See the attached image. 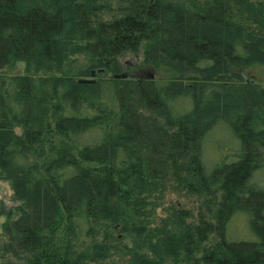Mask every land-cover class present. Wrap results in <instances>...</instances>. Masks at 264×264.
I'll list each match as a JSON object with an SVG mask.
<instances>
[{"label":"trees","instance_id":"16d2710c","mask_svg":"<svg viewBox=\"0 0 264 264\" xmlns=\"http://www.w3.org/2000/svg\"><path fill=\"white\" fill-rule=\"evenodd\" d=\"M263 83L264 0H0V264H264Z\"/></svg>","mask_w":264,"mask_h":264},{"label":"rangeland","instance_id":"374dc122","mask_svg":"<svg viewBox=\"0 0 264 264\" xmlns=\"http://www.w3.org/2000/svg\"><path fill=\"white\" fill-rule=\"evenodd\" d=\"M141 57L137 56V57H133V56H129V57H125L123 58L122 64L124 66L123 69V74L128 75V78L131 79H136L139 78V76L137 74H141L140 78L141 79H147L148 77V72L147 70H150L149 68H136L139 61H140ZM23 65L19 64L15 69L8 71V74L12 75V74H22L23 73ZM147 72V73H146ZM99 77H111V73H105L102 74ZM98 77H95V79H97ZM262 87H264V83L262 84ZM16 132L18 134L21 133L20 128L16 129ZM228 132V131H227ZM223 133V139H227V141L233 139V136L231 134H229V132L227 133ZM204 166L206 168V170H210L211 167V163L207 158H204ZM262 182H264V176L261 177ZM12 197V191L10 189L9 183L4 182L0 179V204H4L6 207H13L16 206L17 204L15 202H13L11 200ZM194 199H188L182 195L176 194L174 192H168L165 195V199L162 202V205L156 209L155 211V221H154V225L152 224V226H159L161 221L165 219V213L163 211L164 208L170 207V206H175L177 208H181V207H185L187 209H193L195 212V207L196 204L193 201ZM6 218L5 217H0V241H4V237L1 235V224L3 222H5ZM245 229V227H243ZM246 230V229H245ZM240 233H242V230L240 232L239 229H237L236 227H232L227 229V234L228 237L230 239H238L236 238V236L240 237ZM240 240V239H238ZM247 240V239H244Z\"/></svg>","mask_w":264,"mask_h":264},{"label":"water","instance_id":"95a60500","mask_svg":"<svg viewBox=\"0 0 264 264\" xmlns=\"http://www.w3.org/2000/svg\"><path fill=\"white\" fill-rule=\"evenodd\" d=\"M147 72H146L148 74L147 79H152L153 74H152L151 70H147ZM102 73H104V70L103 69H99L97 71L91 70L90 71V74H89V77H87V78H81V79L78 80V82L81 83V84H93L95 82L94 79L96 77V74H102ZM113 77L114 78H122V79H124V78H128V75L122 74V75H115Z\"/></svg>","mask_w":264,"mask_h":264},{"label":"flooded vegetation","instance_id":"af4514ba","mask_svg":"<svg viewBox=\"0 0 264 264\" xmlns=\"http://www.w3.org/2000/svg\"><path fill=\"white\" fill-rule=\"evenodd\" d=\"M139 77L141 76V74L139 73V74H137Z\"/></svg>","mask_w":264,"mask_h":264}]
</instances>
